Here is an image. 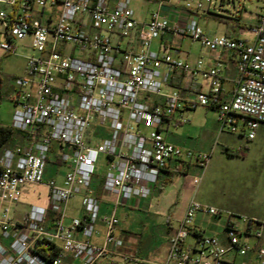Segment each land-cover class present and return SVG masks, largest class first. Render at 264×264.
I'll use <instances>...</instances> for the list:
<instances>
[{
  "label": "built area",
  "instance_id": "2783aa9c",
  "mask_svg": "<svg viewBox=\"0 0 264 264\" xmlns=\"http://www.w3.org/2000/svg\"><path fill=\"white\" fill-rule=\"evenodd\" d=\"M213 1L177 0L184 10L199 13H209ZM56 5L60 9L55 23H43L36 12ZM0 24V32L15 41L30 38L39 54L28 58L26 75L15 79L13 98L11 126L30 141L6 148L0 156V264H103L119 255L123 241L116 234L118 207L148 197L161 173L176 164L204 171L210 162V153L184 149L163 136L177 114L180 123L189 122L181 114L184 109H215L221 131H241L248 140L264 124V14L250 28L253 42L212 36L196 20L170 24L159 11L139 24L129 0L113 7L108 0H0ZM138 25L137 50L112 42V33L128 38ZM164 33L190 38L211 52H233L238 80L232 92L223 87L220 62L207 68L203 60L191 64L172 53L154 51V40ZM0 49L12 53L15 46L0 42ZM175 71L207 82L206 91L188 103L176 89L164 92ZM149 96L161 102L149 105L144 101ZM106 123L109 137L92 144L89 130ZM54 144L60 148V163L68 165L61 183L45 179ZM100 155L107 160L103 188L115 198L111 212L102 217L92 189ZM200 181L195 176L193 183ZM27 183L45 186L47 200L17 216L21 187ZM77 195L83 218L68 213ZM199 213H226L223 234L208 235L196 227ZM100 220L105 227L101 245L92 241ZM174 230L165 260L153 264H264V221L236 216L193 197ZM190 236L193 243L187 242Z\"/></svg>",
  "mask_w": 264,
  "mask_h": 264
},
{
  "label": "rangeland",
  "instance_id": "374dc122",
  "mask_svg": "<svg viewBox=\"0 0 264 264\" xmlns=\"http://www.w3.org/2000/svg\"><path fill=\"white\" fill-rule=\"evenodd\" d=\"M147 4L151 8L156 5L154 1L131 0V7L137 10L143 11ZM213 4L214 9H217L216 13L225 17L226 30L240 39L254 41L255 37L250 28L256 24L259 15L264 14V0H214ZM219 23L214 19L207 18H202L199 21L200 26L205 31L207 30V33L218 31L215 26ZM243 25H246L249 30L241 28ZM0 29L2 30L1 24ZM0 42H7L4 31L0 33ZM191 46L196 51L201 45L190 38L185 39L184 49ZM70 50L71 46L68 45L67 51ZM75 54L83 56V53L79 51H75ZM37 56L39 54L31 47L30 38L17 42L11 55H6L0 49V78L6 84L7 89L13 87L17 77L26 75L24 67L26 68L28 58ZM206 89L207 82L205 91ZM13 113L12 102L7 98L0 100V116L9 125H12ZM181 114L190 122L179 125L180 114H177L175 118L177 121H174L169 128L163 131V136L184 149H191L196 153H210V162L204 171L192 169L185 176H176L174 185L170 187L171 191L167 190V192H171L170 196H173L174 199L171 207L174 210L171 213L174 215L162 214L158 210L152 209L147 211L143 208L140 211H134V216L139 221L140 227L148 228L149 234L153 233L154 229L155 231L161 230L163 224L167 227L171 223L176 229L187 197L189 200L194 197L202 204L214 206L236 216L256 217L264 221V124H260L256 129L255 138L248 140L241 131L237 133L228 129L221 131L218 111L208 106H198L194 110L184 109ZM8 147L10 145L6 148ZM106 161L104 155L98 157L96 174L105 175ZM60 167L61 171H67L66 165ZM195 176L201 177L199 185L193 183ZM180 184L185 185L182 187ZM160 196V192L156 191L152 200L154 201ZM46 200L47 188L45 186L27 183L21 187L20 203L17 206L16 215H23L32 206H44ZM158 207L161 208V206ZM68 211L73 214L80 211L79 195L70 202ZM226 220V213L221 217L205 215L203 217L205 233L209 235L213 231H223ZM124 221L127 223V217H124ZM237 222L243 229L244 223L240 220ZM194 241L195 238L192 236L187 240L189 243Z\"/></svg>",
  "mask_w": 264,
  "mask_h": 264
},
{
  "label": "crops",
  "instance_id": "0c3cea01",
  "mask_svg": "<svg viewBox=\"0 0 264 264\" xmlns=\"http://www.w3.org/2000/svg\"><path fill=\"white\" fill-rule=\"evenodd\" d=\"M119 0H108V4L110 7L115 6V4ZM154 1L156 3L154 8L148 6L144 8V10H137L136 8L131 7V0H129L130 7L133 11L134 18L138 21L139 24L146 23L151 17V14L155 11H159L161 15L170 22V24L176 23H184L192 20H196L198 23L200 19H214L218 21L216 18L222 17L221 14L216 13L217 9L212 8L209 13H199L197 11H186L184 10L182 3H178L177 0H149ZM60 5H56L53 8L47 7L43 10H38L36 12L37 16L43 23H55L57 20V16L59 14ZM217 15V16H216ZM220 15V16H219ZM220 22V21H218ZM219 26L220 29H219ZM218 31L208 33L212 36L226 35L234 38H238L237 36L230 33L226 30L224 22H220L215 26ZM140 25H138L133 31L132 35L128 38H121L117 34L112 33L111 39L114 44H119L123 48L137 50L139 48V34ZM1 30V29H0ZM207 31V30H206ZM2 33V32H0ZM5 33V32H4ZM7 42H11L15 48L17 42L10 38L6 33ZM188 39L186 37H176L172 36L169 33L162 34L158 39L154 40L152 44V49L160 54L164 53H172L177 55L178 57L188 61L191 64H195L198 60H203L205 67L209 68L215 66L217 62L222 64L223 69V87L227 93H231L235 87V84L238 80V72L236 66V59L234 57V53L228 50H219L216 52H211L205 47L199 46V49L194 51L191 47H187L184 49V41ZM2 50V49H1ZM6 53V52H5ZM6 55H11V53H6ZM26 72V68L24 67ZM164 67L162 68V71ZM229 85V87H227ZM178 90L180 96L184 103H188L196 98V95L200 91H205V82L201 79L192 80L188 75L181 71L173 72L168 82L164 86V92H170L172 90ZM16 85L14 80V85L11 89L6 88V84L0 78V100L3 98H7L12 102L14 110L15 105L13 102V98L16 94ZM144 101H146L149 105H157L161 102L160 98L157 97H144ZM190 122V121H189ZM188 122V123H189ZM0 124L9 125L2 119L0 116ZM187 124V123H179V125ZM89 140L92 144L98 143L104 138L109 137V128L108 123L99 125L95 124L89 130ZM168 141V139H166ZM29 138L27 135L19 132L15 135L14 140L9 144L10 147L14 148L16 146H26L29 143ZM170 142V141H169ZM172 143V142H171ZM175 144V143H173ZM176 145V144H175ZM59 146L54 144L52 146L51 153L49 154V161L47 163V169L45 174V179H55L57 182L61 183L63 180L64 173L61 171V164L58 159ZM67 170H68V165ZM192 169H199L195 165H189V171ZM206 169V168H205ZM174 170V167L169 168L161 173L159 180L155 186H153L151 194L142 199H131L128 202L121 204L117 210V216L119 219V224L116 229L117 236L123 241V246L119 249V255L114 256L110 260H107L103 264H153L154 262H163L167 256L168 248H169V237L174 233V227L171 223L168 224L167 227L162 225L161 230L155 229L152 231L153 233L149 234L148 228L140 227L139 221L134 216V211H140L142 208L144 210H158L162 214H172L174 211L172 207L173 196L171 192H167V190L171 191V188L174 185V180L177 175H181L175 173L171 175V171ZM186 173L185 175H187ZM184 175V176H185ZM103 176L95 174L92 181V189L94 191L95 196L99 199L100 202V217L104 215H108L111 212V208L114 204V196L107 193L103 188ZM60 178V181H58ZM185 183L184 180H182ZM185 184H180V186H184ZM169 187V188H168ZM187 189L188 186H186ZM191 188V187H190ZM159 191L161 196L156 198L154 201L153 194ZM169 193V194H168ZM80 196V195H79ZM193 198V197H192ZM74 199V198H73ZM72 199V200H73ZM191 199V198H190ZM71 200V201H72ZM70 201V202H71ZM81 201V196H80ZM189 198L187 197V201L182 208V213L178 220H180L187 209ZM170 205V207H168ZM158 206H161L158 207ZM171 208V209H169ZM169 209V210H168ZM69 213V211H68ZM71 216L83 218L84 211L80 205V211L76 214L69 213ZM169 215V216H172ZM124 217H127V223L124 221ZM203 217L205 214L199 213L195 220V226L199 229L205 231L203 227ZM170 218V217H169ZM251 219H257L256 217H252ZM260 220V219H257ZM262 221V220H260ZM171 224V225H170ZM223 231H213L211 235H222ZM81 237V235H78ZM105 238V227L101 220L95 226V234L92 237V241L96 244H103ZM70 264V261L67 263Z\"/></svg>",
  "mask_w": 264,
  "mask_h": 264
},
{
  "label": "trees",
  "instance_id": "16d2710c",
  "mask_svg": "<svg viewBox=\"0 0 264 264\" xmlns=\"http://www.w3.org/2000/svg\"><path fill=\"white\" fill-rule=\"evenodd\" d=\"M222 17H224V16H222ZM216 19L220 22L226 23L224 21V19H222L221 17H218ZM226 25L228 27V22ZM241 28H243L245 30H249V28L246 25H243V27H241ZM17 133H19V131L15 130L11 125L0 124V156L3 152V150L6 149V147L13 141V139ZM2 169L3 168L0 164V173L2 172ZM188 171H189V165H178V164H176L174 166V170L171 171V175H173L175 173L185 175L186 173H188Z\"/></svg>",
  "mask_w": 264,
  "mask_h": 264
}]
</instances>
